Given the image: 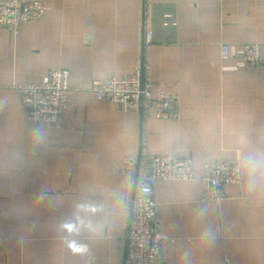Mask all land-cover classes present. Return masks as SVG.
<instances>
[{
  "label": "crops",
  "instance_id": "crops-1",
  "mask_svg": "<svg viewBox=\"0 0 264 264\" xmlns=\"http://www.w3.org/2000/svg\"><path fill=\"white\" fill-rule=\"evenodd\" d=\"M42 1L44 17L0 29V264H135V179L121 167L147 153L194 162L191 179L154 183L169 264H264V63L243 58L249 42L264 56V0ZM142 66L156 91L180 98L178 117L91 90ZM56 68L70 72L69 107L63 125L48 126L30 117L19 85ZM219 158L240 164L242 182L228 199L202 201L199 175Z\"/></svg>",
  "mask_w": 264,
  "mask_h": 264
},
{
  "label": "built area",
  "instance_id": "built-area-1",
  "mask_svg": "<svg viewBox=\"0 0 264 264\" xmlns=\"http://www.w3.org/2000/svg\"><path fill=\"white\" fill-rule=\"evenodd\" d=\"M45 12L46 4L42 0H0V29L10 28L17 32L25 23L44 17ZM153 36V30L148 28L145 43H151ZM229 53V44L222 43L223 58ZM243 58L251 67L264 63L261 44L244 43ZM70 89V72L65 68L51 69L39 81L19 85L30 117L48 126L63 125ZM91 90L98 99L119 102L128 110L140 109L145 114L152 111L161 118L178 117L180 114V98L156 91L146 66L120 78L94 79ZM121 172L134 179L138 173L126 235V257L135 264H169L164 245L171 237L161 228L154 183L191 179L194 176L192 157L179 153H147L143 158L138 154H128L124 156ZM199 178L204 183L202 201L228 199L231 195L227 186L242 182L241 166L229 158L215 159L204 164Z\"/></svg>",
  "mask_w": 264,
  "mask_h": 264
},
{
  "label": "clouds",
  "instance_id": "clouds-1",
  "mask_svg": "<svg viewBox=\"0 0 264 264\" xmlns=\"http://www.w3.org/2000/svg\"><path fill=\"white\" fill-rule=\"evenodd\" d=\"M59 227L61 229H67L69 232L75 231L78 234V229L75 227V225L70 224L68 221L62 222ZM69 249L73 253H79V254H84L88 252V245L87 244H82L78 243L76 240H70L67 242Z\"/></svg>",
  "mask_w": 264,
  "mask_h": 264
},
{
  "label": "water",
  "instance_id": "water-1",
  "mask_svg": "<svg viewBox=\"0 0 264 264\" xmlns=\"http://www.w3.org/2000/svg\"><path fill=\"white\" fill-rule=\"evenodd\" d=\"M137 182H138V173L136 175V179H135V193H134V196L136 194V185H137ZM127 247V246H126ZM127 250V249H126Z\"/></svg>",
  "mask_w": 264,
  "mask_h": 264
}]
</instances>
